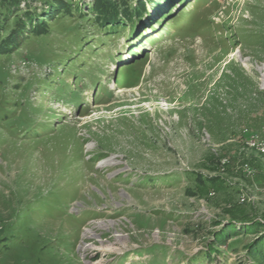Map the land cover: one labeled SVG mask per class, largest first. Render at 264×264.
Instances as JSON below:
<instances>
[{
    "label": "rangeland",
    "instance_id": "1",
    "mask_svg": "<svg viewBox=\"0 0 264 264\" xmlns=\"http://www.w3.org/2000/svg\"><path fill=\"white\" fill-rule=\"evenodd\" d=\"M263 63L264 0H0V264H264Z\"/></svg>",
    "mask_w": 264,
    "mask_h": 264
},
{
    "label": "built area",
    "instance_id": "2",
    "mask_svg": "<svg viewBox=\"0 0 264 264\" xmlns=\"http://www.w3.org/2000/svg\"><path fill=\"white\" fill-rule=\"evenodd\" d=\"M246 133L249 137L248 142L251 148L264 156V136L249 131H246Z\"/></svg>",
    "mask_w": 264,
    "mask_h": 264
},
{
    "label": "bare ground",
    "instance_id": "3",
    "mask_svg": "<svg viewBox=\"0 0 264 264\" xmlns=\"http://www.w3.org/2000/svg\"><path fill=\"white\" fill-rule=\"evenodd\" d=\"M243 62V64H244V67L245 68H249V64H248V60L247 61H242ZM257 69L259 70V71H261L262 73H263V78H262V80H261V83H262V85L264 86V63L262 64V65H260V66H258L257 67ZM103 163L101 162V164L100 165H102ZM97 229L98 228H102V227H96ZM96 229V230H97ZM88 238H93V237H95L96 236V231H93L92 229L89 231V232H87L86 234H85ZM118 241L119 242H121V239H119L118 238ZM116 251H118V248H115L114 246H111V247H109V248H105V249H103V252H105V253H111V252H116Z\"/></svg>",
    "mask_w": 264,
    "mask_h": 264
},
{
    "label": "trees",
    "instance_id": "4",
    "mask_svg": "<svg viewBox=\"0 0 264 264\" xmlns=\"http://www.w3.org/2000/svg\"><path fill=\"white\" fill-rule=\"evenodd\" d=\"M109 6H111V3L107 2V4H105V8H108Z\"/></svg>",
    "mask_w": 264,
    "mask_h": 264
}]
</instances>
